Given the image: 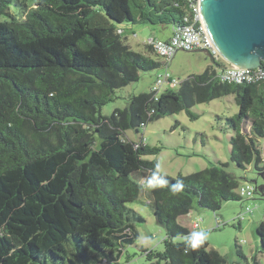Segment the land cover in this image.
Wrapping results in <instances>:
<instances>
[{"label":"trees","instance_id":"16d2710c","mask_svg":"<svg viewBox=\"0 0 264 264\" xmlns=\"http://www.w3.org/2000/svg\"><path fill=\"white\" fill-rule=\"evenodd\" d=\"M187 15L185 0H0V264L128 261L125 250L144 223L134 204L164 229L161 252L140 249L147 264H230L206 240L185 251L191 232L177 224L194 200L213 213L241 201L227 165L160 174L169 183L148 189L156 162L145 157L160 149L124 133L180 112L196 120L192 107L233 95L238 113L225 121L233 132L229 160L261 173L264 81L220 83L210 66L176 92L132 96L123 110L100 115L117 90L165 65L130 50L119 26L176 27ZM178 178L183 188L175 191ZM256 234L264 253L263 223Z\"/></svg>","mask_w":264,"mask_h":264},{"label":"rangeland","instance_id":"374dc122","mask_svg":"<svg viewBox=\"0 0 264 264\" xmlns=\"http://www.w3.org/2000/svg\"><path fill=\"white\" fill-rule=\"evenodd\" d=\"M119 27L121 38L130 50L152 60L158 58L145 49V42L153 37L165 38L170 30V26L150 24H123ZM215 60L220 62L221 58L217 55ZM208 66L218 71L208 53L178 51L163 67L141 73L137 82L117 90L116 98L101 108L100 115L109 117L114 110L126 108L130 97L150 94L156 78L165 71L178 84L174 87L169 83L162 84L156 97L165 91L176 92L181 82L190 76L202 74ZM191 112L197 116L196 120H190L185 112H180L148 123L139 132L126 131L124 138L134 143L142 138L144 144L160 149L157 155L145 157L148 161L160 163L159 174L171 178L188 176L221 163L227 165L226 171L238 180L239 186L252 187L251 198L226 202L215 213L199 210L194 200L192 209L179 218L177 224L191 233L206 232L208 250L218 252L230 264H264V253L260 250L256 234L259 224H264V184L252 166L240 170L229 160V139L233 132L225 121L238 113L235 98L229 95L198 104L192 107ZM130 207L144 219L143 224L136 225L138 237H151L154 243L143 246L136 240L133 246L125 250L130 256L129 260L123 255L117 264H147L140 249L161 252L164 229L148 208L138 204ZM195 223L197 230L192 229Z\"/></svg>","mask_w":264,"mask_h":264},{"label":"water","instance_id":"95a60500","mask_svg":"<svg viewBox=\"0 0 264 264\" xmlns=\"http://www.w3.org/2000/svg\"><path fill=\"white\" fill-rule=\"evenodd\" d=\"M200 13L224 64L254 69L264 63V0H200ZM257 175L264 184V171Z\"/></svg>","mask_w":264,"mask_h":264},{"label":"built area","instance_id":"2783aa9c","mask_svg":"<svg viewBox=\"0 0 264 264\" xmlns=\"http://www.w3.org/2000/svg\"><path fill=\"white\" fill-rule=\"evenodd\" d=\"M185 1L187 3L188 15L183 18V25L172 27L171 37L166 41L149 39L145 43L146 46L151 48L153 54L165 63L169 62L178 51H202L214 57L217 56L216 50L202 22L200 0ZM215 79L225 84L252 85L264 81V67L260 66L254 69H246L224 64L216 72ZM164 83H169L172 87L178 84L165 71L163 75L156 78L151 89L155 100L159 88ZM236 193L241 198H251L253 188L249 186H238ZM192 229H198L197 223L192 226Z\"/></svg>","mask_w":264,"mask_h":264},{"label":"clouds","instance_id":"9594fccd","mask_svg":"<svg viewBox=\"0 0 264 264\" xmlns=\"http://www.w3.org/2000/svg\"><path fill=\"white\" fill-rule=\"evenodd\" d=\"M161 165L157 163L155 165V170L152 171V176L148 179L145 187L148 189H154L157 187H164L169 182L168 180L162 178L159 174V169ZM173 190L179 191L183 188V181L181 179H177L176 183L172 185ZM207 238V234L204 231L200 232H192L191 234L184 236L183 240L185 241L186 247L185 251H188L189 248L196 249L199 247ZM138 242L143 246L152 245L154 240L151 237L141 235L137 238Z\"/></svg>","mask_w":264,"mask_h":264},{"label":"crops","instance_id":"0c3cea01","mask_svg":"<svg viewBox=\"0 0 264 264\" xmlns=\"http://www.w3.org/2000/svg\"><path fill=\"white\" fill-rule=\"evenodd\" d=\"M171 31H172V26H170V30H169V32H168V35H167V37H165V38H162V39H156V38H151V39H154V40H161V41H166V40H168L170 37H171ZM146 43V42H145ZM145 45L146 44H144V47H145ZM199 52V51H198ZM201 52V51H200ZM209 55V54H208ZM210 56V55H209ZM211 62H212V59H211ZM215 63H218V65L220 64V62H215ZM213 65V64H212ZM214 67H216V68H218V66H216L215 64L213 65ZM208 67H210V66H208ZM208 67H206L205 68V70L208 68ZM218 70H219V68H218ZM181 218V217H180Z\"/></svg>","mask_w":264,"mask_h":264}]
</instances>
